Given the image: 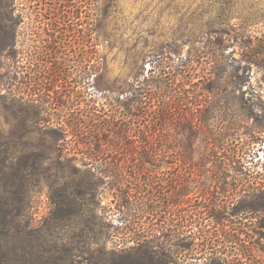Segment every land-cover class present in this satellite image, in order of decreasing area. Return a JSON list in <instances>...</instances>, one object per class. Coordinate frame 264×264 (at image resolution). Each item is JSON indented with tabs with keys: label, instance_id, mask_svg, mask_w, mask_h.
I'll return each mask as SVG.
<instances>
[{
	"label": "rangeland",
	"instance_id": "rangeland-1",
	"mask_svg": "<svg viewBox=\"0 0 264 264\" xmlns=\"http://www.w3.org/2000/svg\"><path fill=\"white\" fill-rule=\"evenodd\" d=\"M13 7L23 21L14 56L0 58V88L8 75L23 78L27 89L13 87L55 103L51 119L67 128L95 109L116 111L108 96L128 94L163 46L189 60L183 66L168 55L176 84L186 72L191 80L170 124L137 113L138 132L149 127L155 144L85 155L92 166L59 171L58 185L44 181L33 197L34 220L67 184L86 186L78 198L98 224L92 234L106 251L130 255V264H140L131 249L142 243L171 253V264H264V0H14ZM1 103L8 132L13 117Z\"/></svg>",
	"mask_w": 264,
	"mask_h": 264
},
{
	"label": "trees",
	"instance_id": "trees-1",
	"mask_svg": "<svg viewBox=\"0 0 264 264\" xmlns=\"http://www.w3.org/2000/svg\"><path fill=\"white\" fill-rule=\"evenodd\" d=\"M13 4L14 0H0V58L14 56L17 29L23 21L22 14H15ZM96 30L100 34L99 28ZM189 42L194 43L193 40ZM168 55L179 58L180 65L189 63V60L184 61L182 56H178V47H161L154 52L147 72L138 70L133 76L134 81L129 83L131 88L125 90L128 94L119 92L116 97L108 96V103L116 107V111L107 113L95 109L88 114L86 123L77 120L72 128L68 123L69 129L51 119L53 109L57 108L55 103L46 104L35 96L37 93L27 96L22 90L17 91L13 87L18 81L17 76L8 75L7 89L3 92L0 88L5 115L13 117L7 122L12 126L8 132L0 126V264H130V255L106 251L99 245V236L92 234L98 224L87 219L86 202L78 198L88 187L80 190L79 185L75 189L72 184H67L60 190L61 193L57 191L56 195L50 196L51 209L39 221L34 220L33 197L41 194L44 181L53 179V184L58 185L59 171L76 168L79 162L91 165V160L85 155L130 151L128 146L156 143L157 133L149 127L138 132L137 121L140 118L137 113L144 110L140 117L145 118L149 111L152 123L161 121L170 124L174 104L177 100L184 104L190 97L186 85L191 80L187 72L176 84V74L167 65ZM137 58L135 67H138ZM103 62L104 58L98 57L96 65ZM22 80L19 79L18 85L25 84L24 89H27L28 82ZM223 80L222 76H218L219 83ZM224 83L229 84L228 81ZM133 84L137 85L134 91ZM209 85L207 90L211 92L215 86ZM183 126L188 127L186 124ZM165 141L168 142V139ZM80 153L81 157L78 156ZM66 227L79 228V231L72 236H64L59 231ZM121 237H118L120 241H125ZM97 245L100 247L94 248ZM131 251L135 252L140 264L172 262L171 253L153 250L145 243ZM209 264L247 263L211 258Z\"/></svg>",
	"mask_w": 264,
	"mask_h": 264
}]
</instances>
